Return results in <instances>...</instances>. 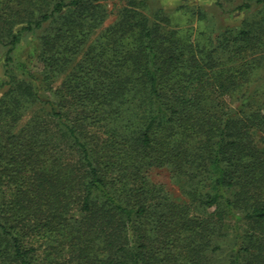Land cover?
Here are the masks:
<instances>
[{
  "label": "trees",
  "instance_id": "16d2710c",
  "mask_svg": "<svg viewBox=\"0 0 264 264\" xmlns=\"http://www.w3.org/2000/svg\"><path fill=\"white\" fill-rule=\"evenodd\" d=\"M159 1L102 28L100 0H0V264H202L228 235L264 264V23L192 39ZM153 166L191 203L150 194Z\"/></svg>",
  "mask_w": 264,
  "mask_h": 264
},
{
  "label": "rangeland",
  "instance_id": "374dc122",
  "mask_svg": "<svg viewBox=\"0 0 264 264\" xmlns=\"http://www.w3.org/2000/svg\"><path fill=\"white\" fill-rule=\"evenodd\" d=\"M107 6L108 16L102 26L105 28L113 24L119 14L120 9L126 5L127 0H100ZM222 4H217V0H160L159 3L162 5L163 9L171 13L170 21L167 26H172V28L182 29L184 33H187L192 39L213 36L214 39L217 36H226L228 26L233 27L237 30L242 26L243 22L246 20L249 23L262 24L264 23V8L261 6H254L251 10L239 13L238 11H233L234 8L243 3L245 0H218ZM223 8L226 10L223 11ZM250 26L254 27L252 24ZM7 26V27H6ZM175 26V27H174ZM2 27L8 28L7 23H2ZM5 28V29H6ZM102 29H98L99 32ZM229 33V32H228ZM234 32H232L233 34ZM229 34V35H232ZM261 57V53H257L253 56V61L250 64L255 65V70L251 72L254 75H264V60ZM251 56L247 58L250 60ZM260 59V63H258ZM4 68L2 60V51L0 50V80L2 78ZM62 78L57 82L56 86L60 84ZM261 82L262 91H264V76ZM56 86L53 91L56 90ZM26 116H29L28 114ZM26 116L21 120H25ZM21 124L18 123L20 127ZM148 177V183L146 188L150 190V194H164V196L169 201L190 204L191 199L183 191V185L187 181L184 178L172 177L171 168L168 166L163 167H151L146 172ZM187 185H185L186 187ZM7 190V189H6ZM10 196L9 190L5 198ZM192 212V211H191ZM213 245H220L221 248L214 251H210L208 258L202 264H234L232 260V255L234 250L231 249L234 246L235 240L229 235L225 237H217ZM43 243L41 249L38 250L39 259L42 262H48L51 259H55L58 253L62 255L59 251L60 248L50 250L48 246L55 245L56 242L46 237H41L36 245ZM250 257V256H249Z\"/></svg>",
  "mask_w": 264,
  "mask_h": 264
}]
</instances>
